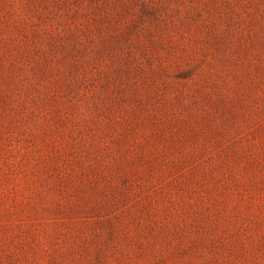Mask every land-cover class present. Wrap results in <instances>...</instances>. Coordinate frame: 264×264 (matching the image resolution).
Wrapping results in <instances>:
<instances>
[{"label": "rangeland", "instance_id": "1", "mask_svg": "<svg viewBox=\"0 0 264 264\" xmlns=\"http://www.w3.org/2000/svg\"><path fill=\"white\" fill-rule=\"evenodd\" d=\"M0 264H264V0H0Z\"/></svg>", "mask_w": 264, "mask_h": 264}]
</instances>
